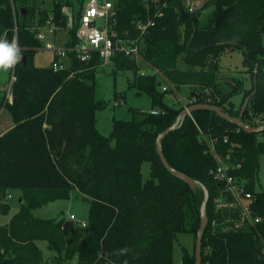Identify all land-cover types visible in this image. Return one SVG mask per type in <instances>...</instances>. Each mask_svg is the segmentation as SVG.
I'll list each match as a JSON object with an SVG mask.
<instances>
[{
	"label": "trees",
	"instance_id": "16d2710c",
	"mask_svg": "<svg viewBox=\"0 0 264 264\" xmlns=\"http://www.w3.org/2000/svg\"><path fill=\"white\" fill-rule=\"evenodd\" d=\"M13 3L0 0V39L12 40L17 28L28 63H18L13 102L4 97L1 104L14 126L0 136V216L10 213L9 191L21 190L23 199L20 212L0 226V264H63L74 258L78 264H176L175 242L182 233L194 236L195 249L194 253L182 249L181 264H196L205 194L201 186L192 190L165 167L157 145L184 108L165 103L167 93L159 79L140 75L138 63L119 53L111 62L115 72H132L131 87L151 97L152 109L132 110L130 121L115 120L111 135H102L95 116L102 107L96 98V75L104 67L103 60L96 57L87 66L71 55V66L64 71L34 64L43 45L37 29L51 15L57 25L66 27L64 7L72 8L76 22L63 45L77 44L85 0H54L51 9L25 0ZM169 4L165 16L156 20L143 40V57L178 90L191 89L187 93L190 106L216 105L238 117L251 96L243 121L252 127L264 126V0H209L193 13L182 0H169ZM116 6L115 29L121 38H136V22L153 16L144 0H117ZM206 8H212V14L201 20ZM235 50L245 54L249 89L244 78L220 81V56ZM80 70L85 71L70 77L72 71ZM201 131L215 140V150L226 163L241 165L230 174L239 184L245 182L246 192L254 197L251 214L260 219L255 228L234 229L238 211L218 207L224 187L215 178L218 163ZM162 148L173 169L209 191L203 264H264V189L256 191L264 142L258 134L246 133L214 112L199 110L162 139ZM145 163L151 165L147 181L142 173ZM74 190L90 202L87 226L76 227L77 237L64 229L65 219L33 215L39 207L69 199ZM39 241L47 242L56 253L52 261L45 262Z\"/></svg>",
	"mask_w": 264,
	"mask_h": 264
},
{
	"label": "built area",
	"instance_id": "2783aa9c",
	"mask_svg": "<svg viewBox=\"0 0 264 264\" xmlns=\"http://www.w3.org/2000/svg\"><path fill=\"white\" fill-rule=\"evenodd\" d=\"M117 0H85L84 10L76 31L77 44L75 46L58 45L54 39H57V34L69 32L74 28L76 18L70 7L63 8L66 27H61L55 23L54 15H51L46 24L37 29V39L43 44L38 51L48 50L53 52L54 61L52 67L55 71H64L70 68L72 58L81 64L89 65L98 57L103 60V66L111 64L113 57L119 53L135 60L139 65V74L142 76H156L160 81V88L163 92L172 90L178 94V89L170 81L167 75L150 62L142 55V43L150 29L156 26V20L165 16V10L169 8V0H144V6L149 13H153L147 21L138 20L135 24V29L138 31L136 38H121L119 37L115 27L119 22V12L116 6ZM13 6V0H11ZM190 13H193L196 8L195 4L190 1L187 5ZM16 17V11L14 9ZM15 39L21 54L24 53V48L19 46L17 28L15 29ZM5 39V38H4ZM72 56V57H73ZM19 63V62H18ZM18 63L8 71L11 74L10 84L5 88V101L12 103L14 100L13 85L17 80L16 69ZM88 69V68H87ZM86 69V70H87ZM85 70L72 71L70 77H74L77 73H82ZM178 100L184 110L190 106L189 102H185L179 95ZM4 109V107L2 108ZM152 114H159V111H152ZM188 116L192 117L189 113ZM202 140L207 144L208 151L211 153L218 163L215 172V178L223 184L224 193L216 201L218 207H231L239 213V220L236 221L234 229H241L245 226L256 227L260 223V219L252 217L250 205L254 200L252 194L246 192L244 182L239 184L235 177L230 174L233 169L240 168L241 165L232 166L226 163L223 158L215 150V140L208 138L203 132ZM228 142V139H225ZM71 220L75 221L76 217L71 216ZM83 227L87 224L83 223ZM264 255V248L262 251Z\"/></svg>",
	"mask_w": 264,
	"mask_h": 264
},
{
	"label": "rangeland",
	"instance_id": "374dc122",
	"mask_svg": "<svg viewBox=\"0 0 264 264\" xmlns=\"http://www.w3.org/2000/svg\"><path fill=\"white\" fill-rule=\"evenodd\" d=\"M76 2L77 0H68ZM185 5L189 3L195 4V8L201 9L204 4L209 0H182ZM28 4L51 9L54 0H25ZM212 8H206L202 11L201 20L207 19L212 14ZM57 39H54L58 45H63L64 41L68 40L69 34L67 32L58 33ZM264 44V35H263ZM54 54L48 50H41L35 55L34 64L37 67L46 68L50 67L54 61ZM218 64L222 67L220 71V81H232V78L245 79L247 88H251L250 75L246 73L245 68V54L242 51H228L220 56V62ZM180 67L184 68V64L180 62ZM132 72H115L114 67L111 64L105 65L101 68L96 75V98L102 102V107L96 111V128L104 136L109 137L113 131V124L115 120L130 121L132 119V110L150 111L152 109L151 97L148 94H138L137 90L130 85V81L133 80ZM11 74L8 70L0 69V118L7 111L2 109V102L6 95L3 86L7 87L10 84ZM191 89L183 87L178 90V94L172 90H168L165 93V103L169 106L176 108L182 107L178 100V95L185 101H188L187 93ZM242 95L236 98L237 105L242 100ZM8 116V114L6 115ZM258 139L264 142V131L258 133ZM142 173L144 181L151 178V165L145 163L142 166ZM245 183V182H244ZM264 189V159L261 162V169L259 173V179L256 182V191L260 192ZM23 193L21 190L14 189L9 191L8 203L11 206L10 213L8 215L0 216V226L7 225L12 217L17 215L21 210L23 199ZM90 213L89 199L77 190L71 192L69 199L58 200L54 203L39 207L33 211V215L40 219H65L66 222H72L74 227H79L83 223H88ZM76 217L75 221L71 220V216ZM39 248L43 252L45 262L52 261L56 253L51 251L48 247V243L45 241H39ZM195 239L194 236L189 233L179 234L177 241L175 242L174 259L176 264H181L183 257V248H188L191 253H194ZM63 264H78V259L74 258L71 261L64 262Z\"/></svg>",
	"mask_w": 264,
	"mask_h": 264
},
{
	"label": "water",
	"instance_id": "95a60500",
	"mask_svg": "<svg viewBox=\"0 0 264 264\" xmlns=\"http://www.w3.org/2000/svg\"><path fill=\"white\" fill-rule=\"evenodd\" d=\"M27 12H22L23 15H25ZM21 60L23 62L24 65H26L28 63V58L27 55L25 53L21 54ZM256 91V90H255ZM254 91V93H255ZM251 96H249L245 103L244 106L242 108V111L240 113V115L238 117H234L231 116L229 113H227L223 108L216 106V105H211V104H194L192 106H189L187 110H183V112L181 113L179 119L177 120V122L171 126L170 128H168L163 134L160 135V137L158 138L157 141V145H158V153L159 156L161 157L163 164L165 165V167L175 176L181 178L183 181H185L187 184H189V186L191 187L192 190H196L197 185L201 186V188L204 191L205 194V199L202 205V209H201V226L198 230V234H197V239H196V264H203V235L204 232L207 228L208 225V218H207V212H206V206L209 200V191L206 188L205 185L197 182L195 179L176 171L175 169H173L168 161L166 160L164 154H163V148H162V139L165 138L171 131H174L178 128V126L184 121V118L189 114V113H193L199 110H206V111H211L216 113L218 116H220L223 120H226L229 123H232L234 125H236L237 127H239L240 129H242L243 131H245L246 133L249 134H258L264 131V126H260V127H252L247 125L244 121H243V117L246 111V108L250 102ZM64 229L68 232H70L74 237H77L79 235L77 229L74 227V225L72 224V222H65L64 224Z\"/></svg>",
	"mask_w": 264,
	"mask_h": 264
},
{
	"label": "clouds",
	"instance_id": "9594fccd",
	"mask_svg": "<svg viewBox=\"0 0 264 264\" xmlns=\"http://www.w3.org/2000/svg\"><path fill=\"white\" fill-rule=\"evenodd\" d=\"M21 58V52L15 39H0V69H11Z\"/></svg>",
	"mask_w": 264,
	"mask_h": 264
},
{
	"label": "crops",
	"instance_id": "0c3cea01",
	"mask_svg": "<svg viewBox=\"0 0 264 264\" xmlns=\"http://www.w3.org/2000/svg\"><path fill=\"white\" fill-rule=\"evenodd\" d=\"M4 89L6 88L5 86H3ZM8 114V116H6ZM14 126L11 116L8 112H6L5 114H3V116L0 118V136L4 135L7 131H9L10 129H12ZM22 202V200H21Z\"/></svg>",
	"mask_w": 264,
	"mask_h": 264
}]
</instances>
